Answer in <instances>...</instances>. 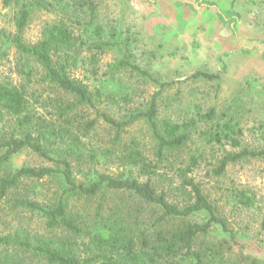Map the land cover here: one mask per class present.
I'll list each match as a JSON object with an SVG mask.
<instances>
[{"label": "trees", "instance_id": "obj_1", "mask_svg": "<svg viewBox=\"0 0 264 264\" xmlns=\"http://www.w3.org/2000/svg\"><path fill=\"white\" fill-rule=\"evenodd\" d=\"M1 2L10 6L18 0ZM25 3L16 11V31L11 41L22 67H29L25 74L32 85L0 78V204L11 201L12 210L36 213L43 222L41 229L20 225L0 234V264H233L226 253L244 244L189 174L199 164V157L189 154L187 160L176 164L175 153L188 145L195 121L158 119L159 96L174 82L160 81L127 57L119 59L110 67L112 72L128 71L158 89L144 106L125 108L122 116H113L100 108L103 102L110 103L103 97L113 94L106 95L101 89L92 92L87 83L71 73L84 41L74 28L59 21L45 25L36 42L23 40L30 17ZM87 5L90 20L85 30L93 25L96 11L94 4ZM101 31L99 26L93 29L99 36ZM94 45L103 50L109 44L103 41ZM30 62L41 72L36 80H31ZM190 77L215 79L217 75L196 71ZM29 97L51 110L31 109ZM123 99L130 100V93ZM79 110L85 113L80 116ZM213 116V110L206 115L208 119ZM8 120L11 124L5 129ZM100 123L113 132L111 146L99 145L91 137ZM136 123L145 126L144 134L152 142V157L144 153L135 138L122 143L123 134ZM221 126L209 134L210 139L225 140L237 151L220 159L216 174H221L229 162L264 158V147H243L234 136L233 125ZM23 150L51 164L10 169L12 157ZM98 155L136 169L138 176L96 172ZM91 171L93 179L81 181L76 177ZM42 181H48V189L30 195V189ZM30 182L32 187H28ZM174 192L184 196L181 204L169 199ZM108 193L123 198L110 202ZM95 198L99 200L92 208L89 204ZM147 208L151 213L145 214ZM198 213L205 215L203 222L189 220ZM216 226L227 237L208 240ZM260 260L251 258L248 264Z\"/></svg>", "mask_w": 264, "mask_h": 264}, {"label": "rangeland", "instance_id": "obj_2", "mask_svg": "<svg viewBox=\"0 0 264 264\" xmlns=\"http://www.w3.org/2000/svg\"><path fill=\"white\" fill-rule=\"evenodd\" d=\"M24 2L30 17L23 40L36 42L45 25L59 21L74 28L84 41L71 73L87 83L92 92L101 89L106 95L113 94L103 97L110 103L100 105L113 116H122L125 108L144 106L158 89L128 71L112 72L110 67L119 59L127 57L160 81L174 82L159 96L158 119L195 121L188 145L175 153L176 164L187 160L189 154L199 157V164L189 174L244 244L242 250L235 246L233 253H226L229 260L248 264L249 259L258 258V264H264V158L229 162L221 174H216L220 159L237 149L225 140L212 141L209 135L229 123L241 146L264 147V0H18L10 6L0 0V78L30 87L32 81L28 82L25 74L29 67H22L23 61L11 41L16 31L14 17ZM88 2L95 5L96 11L93 25L85 30L90 20ZM95 26L101 27L100 36L93 33ZM103 41L109 44L103 50L94 45ZM27 64L33 71L31 80H36L41 74L37 64ZM196 71L216 74L217 78L190 77ZM50 93L54 94L53 90ZM126 93H130V100L123 99ZM29 105L39 112L51 110L31 97ZM210 110L214 116L208 119ZM84 113L78 112L80 116ZM10 124V120L6 121L5 129ZM144 133V124L136 123L123 134L122 143L135 138L144 153L152 157V142ZM112 136L113 132L100 123L91 137L108 147ZM41 164L51 163L23 150L12 157L9 168ZM95 170L138 176L136 169L102 155H98ZM93 172L76 177L88 181L95 177ZM172 175L174 183H178L176 174ZM33 185L28 183V187ZM48 187V181H42L29 193L46 191ZM106 196L110 202L123 198L110 193ZM169 199L181 204L184 196L174 192ZM98 200L95 198L89 206L94 208ZM10 202L0 204V234L20 225L41 229L43 221L38 214L16 212L9 208ZM150 211L147 208L145 214ZM205 219L201 213L189 218L199 222ZM225 237L216 226L207 239L219 241Z\"/></svg>", "mask_w": 264, "mask_h": 264}]
</instances>
